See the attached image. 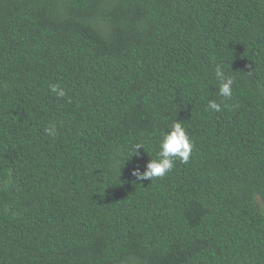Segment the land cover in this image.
I'll list each match as a JSON object with an SVG mask.
<instances>
[{"label": "trees", "instance_id": "trees-1", "mask_svg": "<svg viewBox=\"0 0 264 264\" xmlns=\"http://www.w3.org/2000/svg\"><path fill=\"white\" fill-rule=\"evenodd\" d=\"M0 264H264V0H0Z\"/></svg>", "mask_w": 264, "mask_h": 264}, {"label": "clouds", "instance_id": "clouds-1", "mask_svg": "<svg viewBox=\"0 0 264 264\" xmlns=\"http://www.w3.org/2000/svg\"><path fill=\"white\" fill-rule=\"evenodd\" d=\"M214 76L219 84V95L224 98H231L233 94L234 80L231 76L227 75L222 65H217L214 70ZM49 91L57 98H65L67 96L66 91L59 84H51ZM208 109L219 112L221 111V104L216 101H209ZM45 133L49 136H55L56 127L50 125L45 128ZM191 139L180 121H174L160 142L159 152L156 159H151L145 166L144 171H140L136 168L132 171V175L137 181L152 180L153 178H162L168 172H170L175 166V162L178 159L182 163L189 161L192 152ZM139 148H143L141 145L135 147V151Z\"/></svg>", "mask_w": 264, "mask_h": 264}]
</instances>
